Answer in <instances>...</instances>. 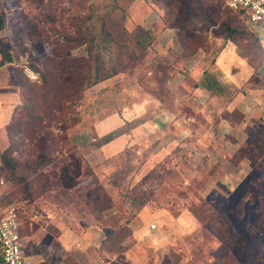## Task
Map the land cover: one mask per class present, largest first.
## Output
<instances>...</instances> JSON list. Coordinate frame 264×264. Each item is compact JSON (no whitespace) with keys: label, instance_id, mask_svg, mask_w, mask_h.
I'll use <instances>...</instances> for the list:
<instances>
[{"label":"rangeland","instance_id":"obj_1","mask_svg":"<svg viewBox=\"0 0 264 264\" xmlns=\"http://www.w3.org/2000/svg\"><path fill=\"white\" fill-rule=\"evenodd\" d=\"M167 5L87 2L88 9L117 8L119 27L111 31L120 45L146 31L153 41L135 60L127 57L128 69L88 89L71 115L76 124L55 156L59 161L73 155L80 162L75 188L54 177L44 186L46 180L31 175L30 200L9 183L3 189L1 204L14 205L20 214L27 264H264V233L254 227L264 197V25H249L232 13L234 26L247 34L243 41H226L215 27L200 30L198 49L179 39ZM0 14L6 20L1 60L20 68L23 83L37 82L32 65L52 56L46 36L38 34L45 27L37 3L0 0ZM53 15L69 22V13ZM75 54H84L83 48ZM25 67L36 81L22 73ZM12 79L0 75V87L13 86ZM22 125L18 140L24 145L14 157L23 163L32 158L33 133L26 135L29 126ZM6 126L0 127V161L10 147ZM119 130L121 136L103 144ZM250 149L254 166L245 154ZM88 190L111 200L110 207L90 202ZM136 197L146 201L143 208L133 205ZM63 230L69 231L67 251L59 241ZM220 234L241 238L223 261L214 255L222 246Z\"/></svg>","mask_w":264,"mask_h":264},{"label":"trees","instance_id":"obj_2","mask_svg":"<svg viewBox=\"0 0 264 264\" xmlns=\"http://www.w3.org/2000/svg\"><path fill=\"white\" fill-rule=\"evenodd\" d=\"M33 1L37 3V9L40 11L41 22L39 23L41 27H45L39 30L38 34L41 36L43 33L46 36L45 40L52 49V56L45 62L37 59V66L32 65V68L39 74L38 81L35 83L25 81L20 89L21 104L15 108L6 126L10 147L2 154L0 161V176L5 179L6 184H11L17 193H25L22 198L25 200H30L32 196L31 183L28 182L31 175H37V180H46L44 186L50 185V177L57 178L61 183L64 182V187L67 189L75 188L79 184L77 180L81 177V164L76 157L69 155L71 160L67 158L58 161L55 156L61 145L60 139L65 138V133L76 124V119L71 115L76 114V109L81 106L88 89L118 75L123 69H128L127 65L130 62L127 64V59L135 60L137 51L139 55L144 54L153 41L152 34L146 31L135 42L120 45L116 35L111 31L113 29L115 32L119 27L114 20L117 8L113 6L88 9L87 2L90 0ZM166 1L167 7L175 14L171 27L177 29L179 39L182 37L192 41L198 49L202 47L200 30L208 31L210 28L217 27L215 33L223 35L226 41L231 42L243 41V36L247 35L234 26L236 20L232 13L245 18L241 13L229 9L222 0ZM54 12L61 15L69 13V22L66 25L63 24L64 21L61 22L55 18ZM58 25L61 27L60 31L56 30ZM197 25L201 28L198 29ZM5 27V17L0 14V32ZM181 30L185 34H182ZM50 32H57V34H53L52 37L49 35ZM82 48L84 54H75L76 50ZM105 55L109 57L106 59ZM8 63L10 61L7 58L2 59L0 68ZM205 88L212 89L210 86ZM23 121H26L29 126L26 135L33 133L30 140L33 149L30 150L32 158L22 163L14 157V153L20 149L21 145H24V140H18L24 129ZM59 132L62 134L60 135ZM123 133L119 130L108 134L103 144L114 141ZM253 152V149H250L246 150L245 154L254 166L256 161ZM48 168L52 170L46 174L45 171ZM87 199L93 204H104L103 209L110 207L111 200H102L99 194L89 190ZM12 201L13 198L9 197L8 203ZM145 203L143 197H136L133 205L141 209ZM10 205H3L0 201L2 208ZM257 213L259 217L254 227L264 233V197L260 198ZM228 230L229 235L232 236L230 227ZM219 239L222 246L214 252V255L223 261L227 259L231 249L241 241V238L237 241L226 240L220 234Z\"/></svg>","mask_w":264,"mask_h":264},{"label":"built area","instance_id":"obj_3","mask_svg":"<svg viewBox=\"0 0 264 264\" xmlns=\"http://www.w3.org/2000/svg\"><path fill=\"white\" fill-rule=\"evenodd\" d=\"M226 6L239 12L249 25H264V0H227ZM26 76L37 80V75L25 67ZM1 165V164H0ZM6 181L0 176V199ZM155 226H152V230ZM21 221L18 209L14 205L0 206V258L2 264H26L22 238Z\"/></svg>","mask_w":264,"mask_h":264},{"label":"crops","instance_id":"obj_4","mask_svg":"<svg viewBox=\"0 0 264 264\" xmlns=\"http://www.w3.org/2000/svg\"><path fill=\"white\" fill-rule=\"evenodd\" d=\"M23 69H22V73L24 74L25 71ZM9 74L14 76L15 79H12L13 86L4 89H2V86L0 87V127H5L6 125H8L12 113L14 112L15 108L21 103L20 89L24 84L21 70L19 67L14 66L12 64H6L0 68V75L9 76ZM4 121L7 122L5 123ZM108 148L107 147L103 148V151H106V149ZM68 235H69V231L63 230L61 231L60 239H59L61 243V248L66 251L69 249ZM26 264H27V259H26Z\"/></svg>","mask_w":264,"mask_h":264}]
</instances>
